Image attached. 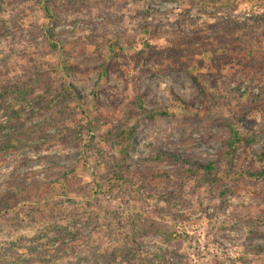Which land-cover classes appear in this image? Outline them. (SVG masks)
Segmentation results:
<instances>
[{
    "label": "rangeland",
    "instance_id": "rangeland-1",
    "mask_svg": "<svg viewBox=\"0 0 264 264\" xmlns=\"http://www.w3.org/2000/svg\"><path fill=\"white\" fill-rule=\"evenodd\" d=\"M0 7V144L20 143L0 196L31 185L0 209L4 264H264V175L244 173L264 169V0ZM228 137L208 180L148 158L216 161Z\"/></svg>",
    "mask_w": 264,
    "mask_h": 264
},
{
    "label": "trees",
    "instance_id": "trees-1",
    "mask_svg": "<svg viewBox=\"0 0 264 264\" xmlns=\"http://www.w3.org/2000/svg\"><path fill=\"white\" fill-rule=\"evenodd\" d=\"M169 1H174V0H169ZM139 30L140 32L146 31V26L142 24L139 25ZM127 43H128L127 45H132V41H128ZM165 52H166L165 57L167 59L169 60L175 59L176 51L174 49H166ZM137 53H140L142 55L143 60H148L149 58L153 57L154 54L156 56L157 54H160V51L158 53L148 52L144 54L143 50H138L136 54ZM198 84L200 85V83ZM4 90L6 89L4 88L0 89V108H3V103L6 102V98L4 97V94H3ZM139 98L140 97H138L135 102L137 105H140ZM9 105L11 104H9L8 102L6 103V105H4L5 110L9 112L10 116H16L17 114L16 108L13 109ZM138 110H139L138 112L140 113V116L147 122H152L159 117L172 116V113H170L165 107H154L150 109H144L143 107H139ZM134 129H135V123L131 125L130 131H133ZM14 140L15 141L12 142L11 139H6L0 144V155H4L6 153L16 151L20 148V143H18V138L15 137ZM231 144H232V139L230 137L224 139V149L219 153L220 158L217 159L216 161L200 162V161H195V160H188L187 158H185L181 154H178L177 152H167V151L160 149L159 147H153L152 153L150 154L148 158L149 160L167 159V160L176 161L177 163L186 164L190 170L193 169L195 171L203 172L201 175V177H203L202 179L208 180L210 178L209 176L211 175V173H214L215 171L219 170V167H218L219 165L216 164L215 162H220V159H224L228 156V151H229L228 147H230ZM260 156L261 157L264 156V149L261 151ZM27 161L28 159H22L18 163V165H24ZM69 171L70 173H72V170H69ZM228 171L230 170L224 164L222 172L220 174H228ZM160 172L162 174L165 173V171H160ZM244 173L248 176H262L264 175V169H261L258 172L257 171L255 172L245 171ZM62 175L65 176L66 174H62ZM30 188H31V185H24L21 188H17L15 191L8 190L7 192H5L3 195L0 196V209L5 208L10 201H14L15 203H17L20 198V196L18 195V193H20V190L24 194L26 193V191L30 190ZM52 240H55V238ZM51 258L53 259V257ZM30 262H31L30 259L25 261V263H28V264ZM4 263H5V259L2 258L1 256L0 264H4Z\"/></svg>",
    "mask_w": 264,
    "mask_h": 264
}]
</instances>
